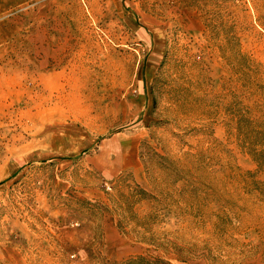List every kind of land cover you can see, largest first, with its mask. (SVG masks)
Returning a JSON list of instances; mask_svg holds the SVG:
<instances>
[{"label": "rangeland", "instance_id": "rangeland-1", "mask_svg": "<svg viewBox=\"0 0 264 264\" xmlns=\"http://www.w3.org/2000/svg\"><path fill=\"white\" fill-rule=\"evenodd\" d=\"M242 111L264 0H0V264H264Z\"/></svg>", "mask_w": 264, "mask_h": 264}, {"label": "trees", "instance_id": "trees-1", "mask_svg": "<svg viewBox=\"0 0 264 264\" xmlns=\"http://www.w3.org/2000/svg\"><path fill=\"white\" fill-rule=\"evenodd\" d=\"M238 133L241 138L242 148L246 153L251 157L253 162L256 165V171L254 173L246 172V176L249 178H256L257 175H264V123L249 118L244 111L239 113L238 117ZM252 188L250 191H255L257 194L264 196V181H254L252 182ZM130 191L132 195L130 198L139 200H145L147 197L150 198V195L140 188L138 185L131 188ZM134 197V198H133ZM128 207H132V204L129 203ZM102 208L98 207V210ZM122 264H166L160 259L151 261L145 257H137L129 259Z\"/></svg>", "mask_w": 264, "mask_h": 264}]
</instances>
